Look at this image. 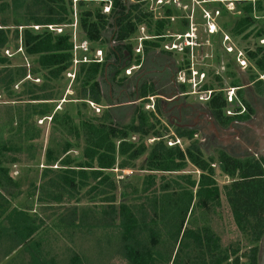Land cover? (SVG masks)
<instances>
[{
  "label": "trees",
  "instance_id": "obj_1",
  "mask_svg": "<svg viewBox=\"0 0 264 264\" xmlns=\"http://www.w3.org/2000/svg\"><path fill=\"white\" fill-rule=\"evenodd\" d=\"M105 2H111L109 13L103 11ZM233 2L235 11H230L225 2L214 0V9L219 12L218 30L243 43L241 47L257 69L252 80L255 78L258 92L264 93V80L260 78L264 74V44H260V40L264 39V0ZM78 7L82 37L91 45L108 47L102 62L78 64L72 83L73 93L68 95V102H63L56 109L63 93L59 96L61 89L58 84L73 70L74 41L69 27L63 33H57L47 26L72 24L73 0H0V91L10 100L25 101L28 108L25 122L20 108L16 111V117L20 118L11 130L14 131V141L0 143V220L9 203L4 192L12 185L17 186L6 163L17 161V155L24 150L23 139L33 141L36 137V133L29 128L23 130L24 125L28 118L51 117L52 130L59 136L52 134L45 150L43 177L54 173V177H49L45 183L46 193L50 195L49 188L59 189L53 199L60 201L63 196H80L81 191L88 187L85 194L90 200L104 205L101 213L91 210L89 217L94 223L90 224V228L105 226L113 229L116 234L111 233V237L117 236V252L127 259V264H166L170 261L187 264L189 258H192L190 264H241L239 257L229 262L228 249L222 248L220 236L209 228L185 227L188 212L191 210V214L195 205L206 208L214 203L218 206L221 197H226L238 229L253 244L248 251L247 264H257L259 242L264 236V157H235L223 149H215L217 157H207L199 140L194 138V132L181 128H175V136L184 139L186 146H169L168 139L175 137L160 117V99L155 97L160 94L158 84L140 73L129 79L130 85L135 87L131 93L133 97L127 95L121 101L137 102L129 104L132 108L129 122L119 121V108L114 105V95L129 78L125 70L144 64L141 55L135 53L140 27L144 26L149 36L143 40L146 55L156 50L170 55L172 52L164 48L165 42L172 41L166 37V31L173 27L175 30H187V23L174 26L173 17H176L177 10L172 5H163V16L156 17L149 10L146 0H101L99 3L97 0H80ZM218 34L220 32H212L211 36L215 48L214 62L220 65L222 57L218 50L221 40ZM135 38L136 41H133ZM20 41L24 53L32 62L30 70L24 65L11 66V60L4 55L8 48L17 50ZM96 49L91 48L90 57ZM184 51L186 61L179 69H190L187 49ZM124 63V68H119ZM231 65L227 63L225 69ZM199 71H207L209 75L214 73L215 81L221 82V77L212 70L201 68ZM28 73L36 75L39 83L30 80L21 82ZM228 74L233 76L232 72ZM19 83L20 91H16L14 86ZM238 83L237 80L231 84L240 87ZM179 86L184 92L186 85L180 83ZM215 86L213 82L202 86V90L212 91L208 102L211 112L224 124L239 118V115L227 113V97ZM238 93L243 100L242 106L250 111L241 117L248 119L253 113L252 105L241 91L238 90ZM151 96L155 97L154 108L146 109V105L151 103ZM90 102L100 106L99 112ZM236 110L239 112L242 109L238 107ZM134 135H138L140 140L144 137L159 140L148 145L147 141L134 142ZM32 147L33 143L29 142L28 148ZM74 148L82 149L79 156L71 155ZM145 152H148V159L146 166L140 170L148 173L138 176L137 182L124 185L120 197L138 199L140 193H147L152 198L150 211L129 202H120L117 206L118 186L113 170H137L135 161ZM215 163L219 164L223 174L231 178L230 183L218 185ZM57 164L59 168H53ZM189 165L201 172L199 178L184 173ZM171 174L177 175L172 176L174 180L168 178L167 175ZM129 177L124 178L129 180ZM158 178L167 183L158 187ZM79 216L82 225V216ZM75 217L78 216L74 213L64 221L72 225ZM30 219L29 216L28 220L22 217L23 227L12 234L20 238L19 244L28 241V248L38 252L34 256L35 264H50L47 257L39 254L42 252L41 240L32 239L37 226L30 224ZM186 251L193 256L186 255L188 258L181 262L179 253ZM238 251L239 248L233 249L234 254ZM50 261L55 264V260Z\"/></svg>",
  "mask_w": 264,
  "mask_h": 264
},
{
  "label": "rangeland",
  "instance_id": "obj_2",
  "mask_svg": "<svg viewBox=\"0 0 264 264\" xmlns=\"http://www.w3.org/2000/svg\"><path fill=\"white\" fill-rule=\"evenodd\" d=\"M99 1L101 0H97L98 3ZM221 1L226 3L227 8H229L228 6L230 5V2H233V0ZM146 2L149 5V10L153 11L156 17L163 16V5H172L177 10L176 17H173V20H175L174 26H177L178 24L179 26H182V24L187 23L188 29L175 30L174 27L168 28V31H166V37L171 38L172 41L165 42L164 48L172 52L170 55L162 54L159 50L150 51L149 54L146 55L143 52V40L149 38V36H147L145 27H140L139 35H137L138 44L135 48V53L141 55V60L142 62L144 61V64L143 66L140 64L142 67H140V69H134L130 75L126 72L128 68L125 70V75L129 76V78L125 81L124 85H122L123 87H120L117 91L118 93L114 95V105L119 108V121H121V123L129 122L132 112L131 105L129 104L137 103L121 102L124 101V98H126L127 95L131 97V93L135 90V87L130 85L129 79L135 78L140 72L143 73L148 70L150 72V70L161 69L159 68V65L170 66V68L176 71L175 83L178 86L180 83L186 85L184 92L187 94L188 99L196 100L199 96L206 98L205 100H207L208 97L210 99L211 91L202 90V86L205 83L213 82L216 84L215 88L225 93L227 97V101L229 102L227 113H237L238 110H236V108L238 107L243 110V100L241 99L238 90L242 92L243 97L249 101L250 104H254L255 102L261 104V109L264 111V93L258 92L255 78H253L254 81L252 80V75L257 74V69L252 60L247 58L245 51L241 47L243 43L238 39H233L228 33H223L222 30H218L219 12L214 9V0H146ZM106 5L107 2L104 4V9ZM230 11H235V5L234 9H230ZM79 12L78 4H73V22H75L76 18L77 27L76 30H73L74 28L71 25H68V27L74 43L75 38L77 42L86 40L82 37L83 34L79 27ZM212 32H220V34H218V37L221 40V48L218 50L222 57L220 65L214 62L215 48L211 36ZM141 38H143L142 41L140 40ZM133 41H136V38L133 39ZM187 42H196L197 45H188ZM140 43L142 44V51L137 53L136 49ZM260 44H264V39L260 40ZM173 45H176L177 47L174 48ZM90 47L93 50L94 48L99 49L100 46L97 44H90ZM107 47L108 45H104L100 49L105 53ZM185 49H187V58H189L191 62L190 69H179V67L186 61V58L184 57ZM4 55L11 60L13 64L11 66L13 67L24 65L28 70L33 67L31 60L28 59L29 57L23 51L21 41L19 42L17 50L8 48V50L4 51ZM81 56V51L76 53L74 51V58L80 59ZM227 63L232 65L225 69ZM78 64L79 63L76 64L73 61V70L66 75L63 82L58 84V86H60L58 88L61 89L59 96L62 91L63 93L60 101L57 103L56 109L60 108L63 102H68V97L73 93L72 83L74 78L72 75L75 74ZM124 66L125 63L120 65L119 68L123 69ZM201 68H206L215 72V75L221 77V82L215 81L214 73L209 75L207 71L200 72L199 69ZM189 70L191 71L190 75ZM228 72H232L233 76H230ZM157 73L158 72L156 71H151L150 73H146L143 77L155 81L153 76ZM67 78H70V80L67 81ZM183 78H185L184 82L182 81ZM260 78L264 80V74H262ZM26 80L39 83L37 76L30 73H28L26 78L21 82ZM237 80L239 81L238 84H241V86H232L231 83ZM20 83L14 86L16 91H20ZM156 83L158 84V82ZM165 84H167L166 81L159 83V90H161ZM149 105L152 106L153 102L151 101L150 104H147L146 109H148L147 107ZM95 106L100 110V106ZM18 108H20L19 110L22 113L23 122H25L28 109L26 107V102L10 100L5 93L0 91V143L14 141L12 139L14 131L11 130L16 127V123L20 118L16 117V111ZM99 110L95 109L96 112H99ZM160 117L163 123H167V120L162 115H160ZM26 128H29L30 131L36 133V137L33 141L23 139L24 150L21 154L17 155V161L6 163V166L10 170V175L14 178L17 186L12 185L11 187L6 188L4 192V196L8 199L9 203L1 218L3 219V222L1 223L0 230L9 231L10 233L18 231L24 225L22 217H25L28 220L29 216L31 218L29 223L37 226V231L32 239L41 240L42 251H44L48 257L55 260L56 264H127V259L123 258L117 252L119 249V241L117 236L114 235L111 237V233H114L113 229L105 226L103 228H90V224L94 223L89 217L91 210L93 209L97 213H101V207L104 205H101L99 201L92 202L90 200L89 196L85 194L88 187L81 191L80 196L82 198L80 200H78L80 197L79 194L74 197L63 196L60 201L54 200L53 196L58 194L60 191L59 189L50 190L49 188L47 190H49L50 195L46 193L45 183L49 177H54V173L49 174L48 177H43L45 150L48 147L50 136L52 134L59 136V133L52 130L51 117L28 118L23 130ZM170 130V133L172 134L173 128H170ZM150 139V137H144L140 140L138 135L132 136L134 142L147 141L148 145L153 144ZM182 141L181 147H185L186 142L185 140ZM29 142L33 143L32 148H28ZM215 146V144L214 148H211L212 146H203L205 156L208 157L209 155H213L217 157L218 152L215 149L220 148H216ZM81 150L82 149L74 148L71 150V155L79 156ZM232 156L245 157L236 155ZM255 157L257 156L255 155ZM147 159L148 152L139 156L135 161L136 168H138L137 170H121L118 168L113 170L118 186L116 192V194H118L117 206H119L120 202H129L132 205L135 204L150 211L152 198H150L147 193H140L138 195L139 198H136L137 200L132 199L131 197L125 199L120 197L124 185L137 182L136 178L138 176H144L148 173L146 170H140V168L146 166ZM59 166L60 165L57 164L54 165L53 168L58 169ZM214 166L215 179L219 186H223V184L232 181L229 176L221 172L218 163H215ZM184 173H191L196 178H199L201 174V172L193 165H189ZM125 176H130V179L126 180L124 178ZM159 176L162 175L159 174ZM167 176L168 178H171V180H174L172 176L177 175L171 174ZM166 183L167 182H165L164 179L158 178V187L161 184L165 185ZM193 203H195V201ZM73 208H76V211L73 210ZM193 208L191 214V210L188 212L185 227L190 229L209 228L211 232L220 236L222 248L228 249L227 254L230 255L229 262H233L239 257L241 264H247L248 251L253 244H251L246 236L238 229L235 217L226 197H221L218 206H214V203H212L211 206L206 208L197 205ZM74 213L78 217L73 219L72 225H68L67 221L64 220L67 219V217L70 218ZM79 215L82 216V225L80 224ZM77 224H80L81 226ZM237 248H239V251L234 254L233 249L236 250ZM187 253V251L182 252L181 254L179 253L181 262H185L186 257L188 258L186 255L193 256V253ZM174 257L175 255H173V258ZM190 259L192 258L188 259L187 264L192 263ZM166 264L173 263L170 261Z\"/></svg>",
  "mask_w": 264,
  "mask_h": 264
},
{
  "label": "flooded vegetation",
  "instance_id": "obj_3",
  "mask_svg": "<svg viewBox=\"0 0 264 264\" xmlns=\"http://www.w3.org/2000/svg\"><path fill=\"white\" fill-rule=\"evenodd\" d=\"M151 71L158 72L153 76L158 84L164 81L167 83L161 88L160 94L155 97L160 99L162 116L167 120L166 124L169 128H173L174 135L175 128H181L193 131L194 138L198 139L202 146L214 148L215 144L216 148L223 149L231 155L260 156L257 155L260 145L259 138L248 124L260 126L264 122V111L261 109V104L258 102L251 104L253 113L248 119L241 117L250 112L245 107L237 113L229 112V115H239V118H233L224 124L209 109V97L207 100L202 96L197 97L196 100L188 99L187 94L182 92L180 86L175 83L176 71L170 66L164 65L161 69ZM150 72L148 70L140 74L145 76ZM257 264H264V236L259 242Z\"/></svg>",
  "mask_w": 264,
  "mask_h": 264
},
{
  "label": "built area",
  "instance_id": "obj_4",
  "mask_svg": "<svg viewBox=\"0 0 264 264\" xmlns=\"http://www.w3.org/2000/svg\"><path fill=\"white\" fill-rule=\"evenodd\" d=\"M79 1H80V0H73V4H74V5H77ZM228 7H229L231 10H233V9H234V4H233V2H230V5H229ZM110 8H111V2H107V5L105 6V9H104L105 13L109 12V11H110ZM76 20H77V19L75 18V22H73L72 24H70V25L74 28L73 30H76V27H77V21H76ZM34 27H35L36 29L39 28V26H34ZM47 27H48L49 29H51V30H54V31L58 32V33H63L64 30H65L64 28L68 27V25H48ZM142 39H143V38H141L140 40L142 41ZM141 41H140V42H141ZM187 44H188V45H193V46L197 45L196 42H195V43L187 42ZM173 47L176 48L177 46H176V45H173ZM74 51H75V53L78 52V51H81V54H82V56H81L80 59H78V58H74V63H76V64H77V63H80V62H89V61H98V62H102L103 59H104V53H103V50H101L100 48H99V49L97 48V49L95 50L93 57H90V56H89L88 53L91 52V47H90V43H89L88 41H86V40L81 41V42H77V40H76V38H75ZM136 51H137V53H140V52L142 51V44H141V43L139 44V46H138V48L136 49ZM140 67H141V65H133V66L129 67V68L126 70V72H127L128 75H130L134 69H140ZM70 76H71V75H70ZM72 76H73V78H74V77H75V74H73ZM182 81L184 82V81H185V78H183ZM150 100L153 102V101H154V97H150ZM90 104H91L92 107H94V109L99 110V108H97V107L95 106L96 104H94L93 102H90ZM147 108H152V109H153L154 107H153V105H152V106L149 105ZM171 135H173L175 138L170 137V138L168 139L167 144H168L169 146H174V145H180V146H181V145H182V142H183L182 140H184V139L175 136L173 133H172ZM157 140H159V138H151V139H150V141H151L152 143H154V142L157 141Z\"/></svg>",
  "mask_w": 264,
  "mask_h": 264
},
{
  "label": "crops",
  "instance_id": "obj_5",
  "mask_svg": "<svg viewBox=\"0 0 264 264\" xmlns=\"http://www.w3.org/2000/svg\"><path fill=\"white\" fill-rule=\"evenodd\" d=\"M2 222L3 219L0 220V226ZM19 239L20 238L16 234H12V232L0 230V264H35L34 256H37L38 252L28 248V241L19 244ZM44 253L45 252L42 251L39 254L46 256V259L52 264L53 261H50L52 258Z\"/></svg>",
  "mask_w": 264,
  "mask_h": 264
},
{
  "label": "water",
  "instance_id": "obj_6",
  "mask_svg": "<svg viewBox=\"0 0 264 264\" xmlns=\"http://www.w3.org/2000/svg\"><path fill=\"white\" fill-rule=\"evenodd\" d=\"M248 125L255 130V134L259 138L260 145L258 147L259 152H257V155L264 157V122H262L260 126L253 124Z\"/></svg>",
  "mask_w": 264,
  "mask_h": 264
}]
</instances>
